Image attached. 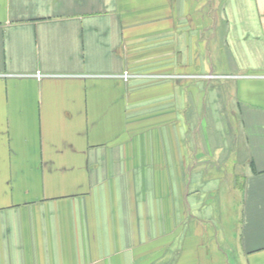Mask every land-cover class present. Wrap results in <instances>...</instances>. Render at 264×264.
<instances>
[{
	"label": "crops",
	"instance_id": "obj_1",
	"mask_svg": "<svg viewBox=\"0 0 264 264\" xmlns=\"http://www.w3.org/2000/svg\"><path fill=\"white\" fill-rule=\"evenodd\" d=\"M0 264H264V0H0Z\"/></svg>",
	"mask_w": 264,
	"mask_h": 264
},
{
	"label": "built area",
	"instance_id": "obj_2",
	"mask_svg": "<svg viewBox=\"0 0 264 264\" xmlns=\"http://www.w3.org/2000/svg\"><path fill=\"white\" fill-rule=\"evenodd\" d=\"M125 79L129 77L128 74H124ZM205 79L210 80V79H215V78H221L222 76L213 74V73H208L204 75Z\"/></svg>",
	"mask_w": 264,
	"mask_h": 264
},
{
	"label": "rangeland",
	"instance_id": "obj_3",
	"mask_svg": "<svg viewBox=\"0 0 264 264\" xmlns=\"http://www.w3.org/2000/svg\"><path fill=\"white\" fill-rule=\"evenodd\" d=\"M228 201H229V202H237L235 199H232V198H231V199H229ZM222 213L224 214V210H223V212H222Z\"/></svg>",
	"mask_w": 264,
	"mask_h": 264
}]
</instances>
